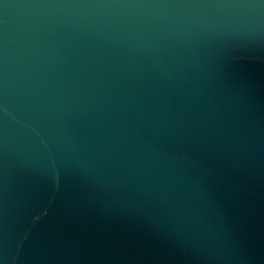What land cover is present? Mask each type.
I'll use <instances>...</instances> for the list:
<instances>
[{
	"label": "water",
	"instance_id": "1",
	"mask_svg": "<svg viewBox=\"0 0 264 264\" xmlns=\"http://www.w3.org/2000/svg\"><path fill=\"white\" fill-rule=\"evenodd\" d=\"M0 264H264V0H0Z\"/></svg>",
	"mask_w": 264,
	"mask_h": 264
}]
</instances>
